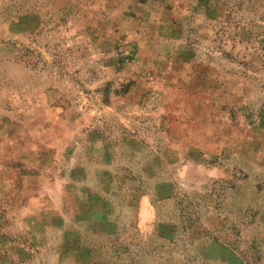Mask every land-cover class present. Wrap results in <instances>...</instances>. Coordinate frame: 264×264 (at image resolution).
Masks as SVG:
<instances>
[{"label":"rangeland","instance_id":"rangeland-1","mask_svg":"<svg viewBox=\"0 0 264 264\" xmlns=\"http://www.w3.org/2000/svg\"><path fill=\"white\" fill-rule=\"evenodd\" d=\"M0 264H264V0H0Z\"/></svg>","mask_w":264,"mask_h":264}]
</instances>
